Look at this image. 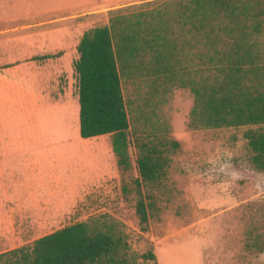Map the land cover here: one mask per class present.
Here are the masks:
<instances>
[{
	"label": "rangeland",
	"instance_id": "obj_1",
	"mask_svg": "<svg viewBox=\"0 0 264 264\" xmlns=\"http://www.w3.org/2000/svg\"><path fill=\"white\" fill-rule=\"evenodd\" d=\"M163 1L170 0H0V63H13L33 53L56 54L51 48L59 42L75 46L83 31L106 25L112 11L136 13ZM252 40L256 63L264 65V25ZM186 60L189 66L196 63L189 57L181 64ZM142 72L119 78L128 122L129 168L118 170L119 185L104 194L84 196L59 222L88 221L124 236L134 264H264V173L250 163L251 152L242 137L248 127H188L192 95L179 85L189 76L155 78ZM19 87L30 91L32 86ZM72 89L76 91L75 80ZM15 117L7 116L12 122L5 125H15ZM139 144L158 150L164 161L157 179L139 186L144 224L135 214L139 197L133 183L138 178ZM58 158L61 161V155ZM69 159L65 161L72 162ZM58 228H42V232ZM35 229L0 227V253L31 243L19 242L15 235L27 238L25 231ZM154 252V261L139 257Z\"/></svg>",
	"mask_w": 264,
	"mask_h": 264
},
{
	"label": "trees",
	"instance_id": "obj_2",
	"mask_svg": "<svg viewBox=\"0 0 264 264\" xmlns=\"http://www.w3.org/2000/svg\"><path fill=\"white\" fill-rule=\"evenodd\" d=\"M152 8L112 11L106 25L81 33L72 62L79 137L108 134L116 167L126 171L128 122L120 75L130 78L143 71L141 75L170 78L179 73L189 76L179 85L192 95L188 127H248L242 137L250 163L264 173V65L256 63L252 40L264 25V5L260 0H170ZM189 57L195 58L194 66L187 60L182 65ZM170 145L177 146L172 140ZM138 150L135 214L144 224L139 186L155 181L164 161L152 146L139 144ZM139 257L154 261L152 253ZM0 264L134 263L124 236L81 221L1 252Z\"/></svg>",
	"mask_w": 264,
	"mask_h": 264
},
{
	"label": "crops",
	"instance_id": "obj_3",
	"mask_svg": "<svg viewBox=\"0 0 264 264\" xmlns=\"http://www.w3.org/2000/svg\"><path fill=\"white\" fill-rule=\"evenodd\" d=\"M75 46L59 42L51 48L56 54L33 53L0 63V227L36 228L25 231L27 238L15 235L19 242L48 234L42 228L71 224L59 221L68 218L84 196L104 194L120 184L109 135H78L72 89ZM37 55L54 57L39 61ZM27 84L30 91L18 90ZM12 114L15 125L6 126ZM67 156L72 162L65 161ZM64 171L69 173L59 177Z\"/></svg>",
	"mask_w": 264,
	"mask_h": 264
}]
</instances>
